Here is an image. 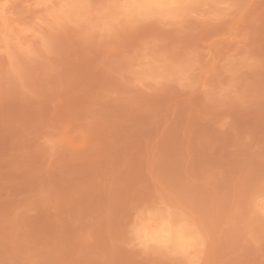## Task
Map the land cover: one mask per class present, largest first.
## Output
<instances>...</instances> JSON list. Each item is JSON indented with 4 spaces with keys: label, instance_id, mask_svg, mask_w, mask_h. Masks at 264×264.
<instances>
[{
    "label": "rangeland",
    "instance_id": "obj_1",
    "mask_svg": "<svg viewBox=\"0 0 264 264\" xmlns=\"http://www.w3.org/2000/svg\"><path fill=\"white\" fill-rule=\"evenodd\" d=\"M0 264H264V0H0Z\"/></svg>",
    "mask_w": 264,
    "mask_h": 264
}]
</instances>
